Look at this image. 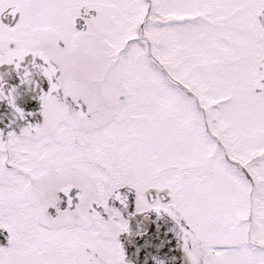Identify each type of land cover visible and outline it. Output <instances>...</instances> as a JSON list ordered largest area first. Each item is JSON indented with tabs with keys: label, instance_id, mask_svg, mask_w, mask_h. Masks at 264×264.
I'll list each match as a JSON object with an SVG mask.
<instances>
[{
	"label": "snow or ice",
	"instance_id": "6c2138e0",
	"mask_svg": "<svg viewBox=\"0 0 264 264\" xmlns=\"http://www.w3.org/2000/svg\"><path fill=\"white\" fill-rule=\"evenodd\" d=\"M0 264H264V0H0Z\"/></svg>",
	"mask_w": 264,
	"mask_h": 264
}]
</instances>
